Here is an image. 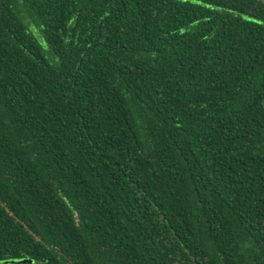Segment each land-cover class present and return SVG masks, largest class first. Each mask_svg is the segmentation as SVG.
<instances>
[{
	"label": "trees",
	"instance_id": "16d2710c",
	"mask_svg": "<svg viewBox=\"0 0 264 264\" xmlns=\"http://www.w3.org/2000/svg\"><path fill=\"white\" fill-rule=\"evenodd\" d=\"M264 264V0H0V264Z\"/></svg>",
	"mask_w": 264,
	"mask_h": 264
},
{
	"label": "water",
	"instance_id": "95a60500",
	"mask_svg": "<svg viewBox=\"0 0 264 264\" xmlns=\"http://www.w3.org/2000/svg\"><path fill=\"white\" fill-rule=\"evenodd\" d=\"M26 262H28V261H26V260H11V261H6V263H12V264H14V263H26Z\"/></svg>",
	"mask_w": 264,
	"mask_h": 264
}]
</instances>
